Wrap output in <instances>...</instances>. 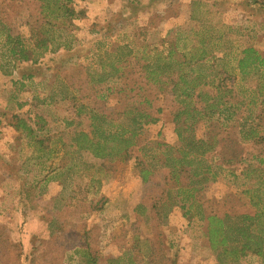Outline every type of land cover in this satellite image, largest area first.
I'll use <instances>...</instances> for the list:
<instances>
[{
	"label": "rangeland",
	"instance_id": "obj_1",
	"mask_svg": "<svg viewBox=\"0 0 264 264\" xmlns=\"http://www.w3.org/2000/svg\"><path fill=\"white\" fill-rule=\"evenodd\" d=\"M71 1L78 18L61 33L51 31L61 38L53 51L35 63L12 64L7 36L29 39L37 22L51 20L38 0H0V264H87L85 252L94 264H219L205 222L196 206L190 208L189 173H180L178 189L163 163L170 149H184L192 136L237 140L243 161L235 166L221 165L219 146L205 155L214 178L193 179L195 205L220 216L255 212L257 202L264 207V140L242 142L239 126L249 115L246 128L264 136V0ZM200 39L216 58L204 71L227 67L224 83L233 91L227 99L244 105L230 120L197 117L193 129L182 130L181 142L174 118L183 105L171 86L161 92L146 79L144 68L156 52L149 57L143 50L175 43L183 51L202 49ZM126 45L132 56L122 57V72L99 84L115 51ZM245 49L263 61L248 75L238 67ZM144 97L159 121L140 128L126 159L96 158L74 139L91 134V109L122 110ZM197 105L204 106L198 99ZM19 119L43 128L36 139L16 130ZM142 169L150 172L147 179Z\"/></svg>",
	"mask_w": 264,
	"mask_h": 264
},
{
	"label": "trees",
	"instance_id": "obj_2",
	"mask_svg": "<svg viewBox=\"0 0 264 264\" xmlns=\"http://www.w3.org/2000/svg\"><path fill=\"white\" fill-rule=\"evenodd\" d=\"M38 1L41 3L42 12L47 13L45 18L51 21L40 25L37 22L32 27L29 39L7 36V41L11 45L9 62L12 64L31 61L35 63L45 53L52 52V45L56 44L58 40L60 42L61 38L60 35L54 36V32L51 31L57 29L61 33L65 27H68V22L78 18L79 13L73 8L71 0ZM58 23L60 24L58 25ZM46 26L48 29H45ZM200 40V48L202 49L192 48L183 51L179 50L178 43H175L163 47L161 50L156 49V47L149 49L147 46H144L143 50V56L148 54L149 57L156 52L153 65L144 68L147 75L146 79L158 86L161 92L167 91V88L171 86L170 92L179 100V105L181 107L183 105V109L177 111L174 118L179 125L177 134L181 142L185 140L182 134L184 127L193 129L198 118H212L218 114L226 120H230L236 116L242 104V101L236 104L227 99L233 94V91L224 83L230 78L227 67L221 72L207 73L204 71L213 67L212 61L216 58L209 49L208 41L206 39ZM59 46L61 45L59 44L57 48ZM122 50L125 52L119 54ZM119 52L115 51V56L112 57L115 59L109 62V70H105V73L98 78L99 84L106 82L110 77L119 75L122 68L118 65L124 62L122 57L132 56V50L129 49L128 45ZM243 54L244 57L238 60V67L243 75L251 74L258 69V66L263 65V61L253 49H245ZM223 74L226 77L223 78ZM107 90L111 91L112 89L107 88ZM124 92V89H120L119 93ZM252 94L251 104L255 107L258 99L255 91H252ZM197 99L204 106L198 107ZM129 106L122 110L115 109L110 112L105 111L104 108L100 110L91 109L90 120L93 127L91 134L81 132L74 139L81 143V148L88 150L96 158L104 159L108 156L121 154V158L126 159L129 157L128 151L132 147L140 128L144 124H156L159 121L158 117L152 113L151 102L146 97L143 100H136ZM157 112L160 113L161 109H158ZM182 117L186 118L182 120ZM250 118L249 115L246 116L243 118V123L239 124L241 126L240 134H242L241 141H263L264 136L260 135L256 128H246ZM118 123H127V125L123 129H119ZM15 128L16 130L25 129L32 136L43 129L34 130L24 120L20 119ZM34 137L36 139L38 135ZM37 142L42 146L41 150L43 151L45 149L43 147L44 141L39 140ZM157 146L159 148L161 144H157ZM217 146H219L217 153L221 165L224 167L230 168L243 161L242 152L239 149L241 145L237 140L231 142L214 136L208 141L192 136L186 140L184 149L179 147L174 149V152L170 149V152L165 154L163 166L170 170L172 176L170 180L178 189L182 187L178 181L180 173H189L190 178L188 179L192 181L188 184L189 186H186L189 192L187 197L193 200L190 208L196 206L199 211L197 215L205 222V233L209 247L216 255L219 264H239L240 260L247 257H257L260 264H264V207H260L257 202L254 203V207H257L255 212L220 216L212 213L207 215L203 205H195L197 199L194 194L197 192V188L195 185L192 187L193 179L201 178L199 179L200 182H206L210 177L214 178L211 166L207 164L204 157L206 154L215 151ZM259 162L260 168L264 164V159H260ZM149 173L147 169H142L141 177L147 179ZM171 190L169 189L167 194ZM181 206L186 210L184 204ZM185 216H189V211H185ZM85 256L88 257L87 264L95 263L90 254L85 252Z\"/></svg>",
	"mask_w": 264,
	"mask_h": 264
}]
</instances>
